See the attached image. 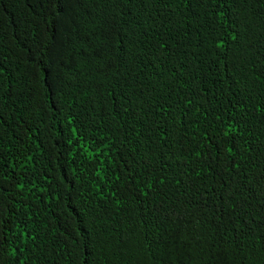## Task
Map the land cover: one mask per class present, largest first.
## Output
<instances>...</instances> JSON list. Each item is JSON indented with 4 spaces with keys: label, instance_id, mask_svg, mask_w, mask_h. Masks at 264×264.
<instances>
[{
    "label": "trees",
    "instance_id": "16d2710c",
    "mask_svg": "<svg viewBox=\"0 0 264 264\" xmlns=\"http://www.w3.org/2000/svg\"><path fill=\"white\" fill-rule=\"evenodd\" d=\"M0 264H264V0H0Z\"/></svg>",
    "mask_w": 264,
    "mask_h": 264
}]
</instances>
